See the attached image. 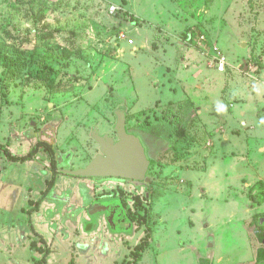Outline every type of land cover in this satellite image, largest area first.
<instances>
[{
	"label": "rangeland",
	"instance_id": "1",
	"mask_svg": "<svg viewBox=\"0 0 264 264\" xmlns=\"http://www.w3.org/2000/svg\"><path fill=\"white\" fill-rule=\"evenodd\" d=\"M12 19L22 32L51 31L55 37L6 42L2 26ZM220 56L227 60L224 72L211 63ZM247 56L237 71L262 81L264 0H0V144L14 155L27 153L37 142L54 150L52 156L39 150L25 163L0 152V264H149L150 257L136 259L142 242L164 237L171 245L208 242L201 209L224 219L219 201L240 187L229 186L224 159L229 161L240 144L247 164L252 160L258 167L250 175L262 174L264 86L257 84L258 91L250 81L260 94L261 131L240 140L218 137L213 129L198 135L190 114L203 109L190 101L203 107L219 102L229 64L235 67ZM238 83L235 79L228 86L234 91ZM224 108L233 110L221 105L219 113ZM119 109L126 113V128L150 148V182L134 189L142 197L148 192L150 199L141 201L139 211L127 202L143 217L134 220L129 234L116 236L102 219L87 232L85 208L97 192L105 197L122 188L125 197L132 188L102 180L94 189L92 181L60 170L83 168L100 153L92 128L116 137ZM263 217L258 227H264ZM215 230L214 241L223 242L224 232Z\"/></svg>",
	"mask_w": 264,
	"mask_h": 264
},
{
	"label": "crops",
	"instance_id": "2",
	"mask_svg": "<svg viewBox=\"0 0 264 264\" xmlns=\"http://www.w3.org/2000/svg\"><path fill=\"white\" fill-rule=\"evenodd\" d=\"M244 47L245 45L243 44L242 48ZM190 57L187 59H190ZM248 58V56L243 58L235 67L229 64L230 72H228L224 80V83L227 84L221 90L219 102L213 103L210 101L209 103L211 104L203 107L202 102L200 104L190 101V104H199L203 109L199 110L196 115L190 114L192 115L190 117L191 125H193L192 129L198 131L200 133L198 135H202L203 133L201 132L203 131L206 132L205 134H210L213 129V134H217L218 137L225 136L229 140L230 136H234L235 140L236 138L240 140L242 137L247 138V133L261 131L260 127L263 126V122L259 120L257 102L259 101L260 105V94L256 95L255 92L256 89L258 91L262 90L261 86H264V77L262 81L258 82L256 79L252 81L249 79V73L240 74L237 71L239 66L247 63ZM224 61L226 67V58H224ZM205 66L203 64V66L200 65L197 68L196 77L203 72ZM225 67L223 72L226 70ZM235 79L239 80V83L238 87H235V90L232 91L228 83ZM250 81L251 85L256 86V89L252 90ZM259 83L261 86H257ZM205 98L209 99L206 95ZM250 98L251 105L248 103ZM233 99H236V102H238H229V100L232 101ZM221 105H228L233 109L232 112L224 108L219 113ZM210 108L212 112H208ZM211 126L213 127L207 130ZM207 139L210 140L211 137L208 135ZM237 147L235 150L238 152L230 154L229 161L228 159H224L222 162L227 178H229V186H236L237 183L240 185V187H236L234 190L227 191V195H224L223 200L219 201L223 205L222 209L226 210V217L220 220L218 217L220 216L219 212H214L211 209H207L206 212V209H201V212L204 211L205 219L200 225L201 229L207 231L209 234L208 242H190L186 240L185 242H173L174 245H171L168 239L164 237L163 239H159L158 242H149V245L151 243L152 246L149 247L148 245L149 248L146 247L137 262L144 261V259L150 257L149 264H157V259L161 260L158 264H163V262H165L164 264H264L263 261L259 263L257 261L258 250L264 249V247L258 244L255 236L257 231L264 232V228L257 225L259 218L264 216V164L261 162L262 174L253 177V175H250V171L256 170L258 167L254 165L252 160L247 164V160L244 159L241 152L242 146L239 144ZM260 152H264V146L260 149ZM245 155L247 154L245 153ZM201 198H203V194ZM191 210L192 212L195 211L194 208H191ZM183 211L186 213L187 209L184 208ZM164 216H166V219L169 217L167 215ZM263 222L264 220L261 221V223ZM190 223L194 226L193 221ZM167 228L164 229L165 233L168 231ZM219 228L224 232L223 242L214 241L213 230L216 229L215 231H217ZM220 230L218 232H221Z\"/></svg>",
	"mask_w": 264,
	"mask_h": 264
},
{
	"label": "water",
	"instance_id": "3",
	"mask_svg": "<svg viewBox=\"0 0 264 264\" xmlns=\"http://www.w3.org/2000/svg\"><path fill=\"white\" fill-rule=\"evenodd\" d=\"M115 118L113 130L116 138L100 134L97 128H92L91 138L98 145L100 153L85 167L60 170L62 174L82 178H122L150 182V179H146L152 164L148 144L142 136L127 132L123 109L115 112ZM110 220L115 230L114 226L119 225L116 223L119 219L113 216ZM123 231L124 228H120V232ZM255 236L258 244L264 247V232L257 231ZM257 256L258 263L264 262V249L258 250Z\"/></svg>",
	"mask_w": 264,
	"mask_h": 264
},
{
	"label": "flooded vegetation",
	"instance_id": "4",
	"mask_svg": "<svg viewBox=\"0 0 264 264\" xmlns=\"http://www.w3.org/2000/svg\"><path fill=\"white\" fill-rule=\"evenodd\" d=\"M127 132L130 134L138 135V133L130 132L128 129H127ZM149 152H150V148H149ZM82 179L92 181L94 184L93 186L94 189L98 188V181H102V180H110L112 182L114 181L118 184L128 185L129 189L132 188L129 190L130 194L126 195L125 197L122 195V188L120 189V192H118L117 194L108 195L105 197L103 196L98 197V192H97L96 196L93 197L89 201L87 207L85 208V212L88 218L82 224L84 231L91 229L88 232H92L93 230L97 229L98 220H101V219L105 222L106 224L105 227L110 232L112 231L115 233L117 232L119 233V235H116V236H120L124 234V233L121 234L120 228H124L125 230V227L128 226V223H129L128 221L131 222L130 225H131V230H132L133 222L131 221L130 218L135 217V214L132 212L133 211L132 208L127 206V202L132 201L134 206L136 203H138V208H139L141 201H148L150 199V195L148 192H144L143 197H142L139 189L136 191L134 190L136 188H140L141 183H146V182L145 181L136 182L133 180L122 179V178H82ZM113 216L119 219L118 222H116L117 224H119L117 225L118 227L116 226V224L114 226L115 230L112 228L113 225L110 220V217H113ZM109 221L111 224L109 223Z\"/></svg>",
	"mask_w": 264,
	"mask_h": 264
},
{
	"label": "trees",
	"instance_id": "5",
	"mask_svg": "<svg viewBox=\"0 0 264 264\" xmlns=\"http://www.w3.org/2000/svg\"><path fill=\"white\" fill-rule=\"evenodd\" d=\"M11 6L16 7V3H14ZM10 13H12V12L10 11ZM11 16H12V14H11ZM41 18H43V16ZM13 19L6 21V23H5L6 28L4 25L2 26V28L4 27L2 29L3 30L2 35H3L6 42L17 43L19 41V42H23V43H30L33 41V39H36V41H52V39H54V37H55L51 31H48L43 35L40 34V32H38L39 30H37V29L31 30V31L29 29H26L25 31L22 32L18 26V23L13 22ZM7 26H9V27H7ZM32 33L34 35H32ZM186 39L189 40V37L187 36ZM4 65H6V64H4ZM125 120H126V113H125ZM39 150L48 151V154L50 156H52L54 154V150L50 146V144H45L43 142H37L35 147H33L32 149L30 148V150L23 155H14L8 150V147H6V145L0 144V152L3 153L5 155V157L12 162H20V163L30 162L34 159L35 155L38 153ZM77 178H82V177H77ZM53 184H54V178L49 182V188L52 187ZM46 194H47V191L45 190L44 195L46 196ZM135 207H136V209L133 208L134 211L140 210L138 208V203L135 204ZM135 215H136L135 217L130 218L132 222H135L134 220H137L138 222H140L141 219H143V217L141 218V216H139L137 214H135ZM128 222H129L128 226L125 227V230H124V233L127 232L126 234H129L131 232V225H130L131 222L130 221H128ZM145 223L147 224V222H145ZM261 227L264 228L263 225ZM90 230H86V231L88 232ZM121 233H123V232H121ZM148 241L142 242L139 246H137V252H136L137 253L136 259L137 260L140 258L142 252H144L146 247L149 245ZM134 263H135V261H134Z\"/></svg>",
	"mask_w": 264,
	"mask_h": 264
},
{
	"label": "built area",
	"instance_id": "6",
	"mask_svg": "<svg viewBox=\"0 0 264 264\" xmlns=\"http://www.w3.org/2000/svg\"><path fill=\"white\" fill-rule=\"evenodd\" d=\"M114 10H115V7H112L111 11L113 12ZM211 63L217 71L223 72L224 67H225L224 57L220 56L218 58H212Z\"/></svg>",
	"mask_w": 264,
	"mask_h": 264
}]
</instances>
